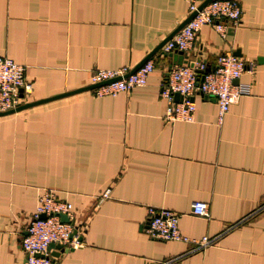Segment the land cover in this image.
Segmentation results:
<instances>
[{
    "label": "crops",
    "instance_id": "0c3cea01",
    "mask_svg": "<svg viewBox=\"0 0 264 264\" xmlns=\"http://www.w3.org/2000/svg\"><path fill=\"white\" fill-rule=\"evenodd\" d=\"M189 1L0 0V56L24 65L31 84L21 104L89 86L95 69H132L187 17ZM238 2L237 25L221 20L224 36L204 25L184 51L210 69L227 52L246 63L238 82L251 92L221 122L200 92L193 122H166L161 85L177 65L161 50L144 86L0 116V264H24L20 240L45 187L72 204L80 242L51 250L53 264H264V0ZM195 201L207 218L192 213ZM148 207L177 213L189 238L219 237L200 251L152 238Z\"/></svg>",
    "mask_w": 264,
    "mask_h": 264
},
{
    "label": "built area",
    "instance_id": "2783aa9c",
    "mask_svg": "<svg viewBox=\"0 0 264 264\" xmlns=\"http://www.w3.org/2000/svg\"><path fill=\"white\" fill-rule=\"evenodd\" d=\"M201 0H190L188 15L195 12L182 27L161 47L164 53L187 51L192 48L197 32L204 25H211L221 36L226 33L223 19L237 25L241 17L238 0H211L199 9ZM191 63V64H189ZM155 68L154 60L148 59L133 73L124 76L130 69L123 67L115 70L95 69L90 76L91 84L103 83L115 78L117 80L103 83L92 89L97 96L126 93L134 87L146 85L147 78ZM246 68V63L231 53H222L216 59V66L211 70L202 60L177 65L170 69L167 79L161 85V96L166 100L164 119L168 123L175 121L193 122L195 103L192 95L200 92L214 97L217 104L218 121H222L231 104L251 92V84L237 82ZM202 71L201 80H197L196 70ZM22 95L31 91V84L25 79V66L0 56V112L14 109L21 102ZM181 95L176 101L174 94ZM56 189L45 187L36 199L35 209L21 237V248L25 255L24 264H53L50 244H61L64 247L79 245L78 237L73 233L74 214L72 204L57 197ZM108 190L102 197H106ZM146 233L155 239L183 241L192 245L190 251H200L214 244L219 235L189 238L179 229V215L165 208L148 207ZM192 213L208 217V207L203 201H195ZM44 215V217H41ZM66 216L68 222L61 220Z\"/></svg>",
    "mask_w": 264,
    "mask_h": 264
},
{
    "label": "water",
    "instance_id": "95a60500",
    "mask_svg": "<svg viewBox=\"0 0 264 264\" xmlns=\"http://www.w3.org/2000/svg\"><path fill=\"white\" fill-rule=\"evenodd\" d=\"M209 1H211V0H204L200 4L199 9L202 6H204L206 3H208ZM194 14H195V12H193L189 16H187L165 39H163V41H161L140 63H138V65H136L135 67H133L132 69H130L124 76H127V75L135 72L140 67V65H142L145 61H147L155 53H157L161 49L162 45L167 40H169L176 32H178L181 29V27L191 17L194 16ZM168 57L172 59V62L168 66L169 69L172 67V65L188 64V61L186 59V55L182 51L170 52V53H168ZM189 64H191V63H189ZM214 68H212L211 70H213ZM196 72H197V80L199 81L202 78V71L197 69ZM117 79H119V77L118 78H115V79H112V80H109V81H106V82H103V83H107V82L114 81V80H117ZM237 82H238V80H234V83H237ZM103 83L91 84L89 86L82 87L80 89H76V90H73V91H68V92H65V93H62V94H58V95H54L52 97H48V98H45V99H39V100H36V101L26 102V103H22V104L20 103L14 109H11V110L6 111V112H0V116L7 115V114H10V113H13V112L22 110L24 108L31 107V106H34V105H37V104H40V103H44V102H47V101H50V100H53V99H57V98H60V97H63V96H67V95H70V94H73V93H77V92H81V91H85V90H92L96 86H99V85H101ZM20 96H22V89H20ZM174 99L176 101H178V100L180 101L181 100V95L178 94V93H175L174 94ZM41 217H44V215H41ZM60 217H61V220L62 221L68 222V219L66 218V216L60 215ZM75 232H76V230H74L72 234H74ZM49 248H50V250H59V253L60 252H63L65 250V247L63 245H61V244H54V243L50 244ZM56 254H58V253H56ZM52 255H53V253H52Z\"/></svg>",
    "mask_w": 264,
    "mask_h": 264
}]
</instances>
